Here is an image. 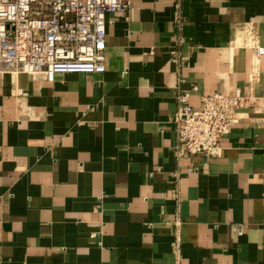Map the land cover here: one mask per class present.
<instances>
[{
	"label": "crops",
	"instance_id": "0c3cea01",
	"mask_svg": "<svg viewBox=\"0 0 264 264\" xmlns=\"http://www.w3.org/2000/svg\"><path fill=\"white\" fill-rule=\"evenodd\" d=\"M247 27L264 47V0H132L105 73L0 67V264H264V111L174 153L180 94L264 103Z\"/></svg>",
	"mask_w": 264,
	"mask_h": 264
},
{
	"label": "built area",
	"instance_id": "2783aa9c",
	"mask_svg": "<svg viewBox=\"0 0 264 264\" xmlns=\"http://www.w3.org/2000/svg\"><path fill=\"white\" fill-rule=\"evenodd\" d=\"M131 1L0 0V67L11 73L44 74L49 82L57 74L105 73L107 16L126 12ZM244 30L255 57L264 56L253 29ZM189 97L187 93L178 96L173 118L174 153L179 161L221 156V142L238 121L239 109L264 110V103L240 94H203L199 109Z\"/></svg>",
	"mask_w": 264,
	"mask_h": 264
},
{
	"label": "rangeland",
	"instance_id": "374dc122",
	"mask_svg": "<svg viewBox=\"0 0 264 264\" xmlns=\"http://www.w3.org/2000/svg\"><path fill=\"white\" fill-rule=\"evenodd\" d=\"M256 36H257V35H256ZM257 38H258V37H257ZM258 40H259V38H258ZM242 43H243L244 46H247L246 49H248V48L251 49V48H250L251 43H246V42H245V39H243V42H242ZM244 48H245V47H244ZM255 58H256V59H259V58H257V57H255ZM7 71H8V70H7ZM8 72H9V71H8ZM255 104H256V103H255ZM253 106H255V105H253ZM263 111H264V110H263Z\"/></svg>",
	"mask_w": 264,
	"mask_h": 264
},
{
	"label": "bare ground",
	"instance_id": "6f19581e",
	"mask_svg": "<svg viewBox=\"0 0 264 264\" xmlns=\"http://www.w3.org/2000/svg\"><path fill=\"white\" fill-rule=\"evenodd\" d=\"M10 74L13 75V76H15V75H19L20 73H11V72H10ZM28 75H29V74H28ZM240 109H241V108H240ZM240 109H239V110H240Z\"/></svg>",
	"mask_w": 264,
	"mask_h": 264
}]
</instances>
